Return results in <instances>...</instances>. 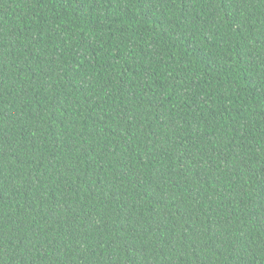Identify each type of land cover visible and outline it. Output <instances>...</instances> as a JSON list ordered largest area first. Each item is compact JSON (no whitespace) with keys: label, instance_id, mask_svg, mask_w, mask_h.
<instances>
[{"label":"trees","instance_id":"1","mask_svg":"<svg viewBox=\"0 0 264 264\" xmlns=\"http://www.w3.org/2000/svg\"><path fill=\"white\" fill-rule=\"evenodd\" d=\"M0 264H264V0H0Z\"/></svg>","mask_w":264,"mask_h":264}]
</instances>
